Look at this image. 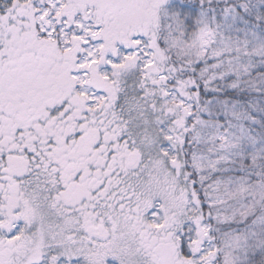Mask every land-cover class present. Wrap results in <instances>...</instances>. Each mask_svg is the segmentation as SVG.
Here are the masks:
<instances>
[{"label": "snow or ice", "instance_id": "obj_1", "mask_svg": "<svg viewBox=\"0 0 264 264\" xmlns=\"http://www.w3.org/2000/svg\"><path fill=\"white\" fill-rule=\"evenodd\" d=\"M0 264H264V0H0Z\"/></svg>", "mask_w": 264, "mask_h": 264}]
</instances>
